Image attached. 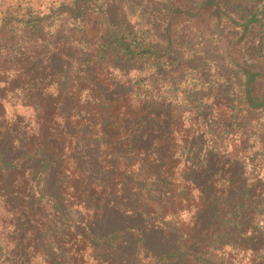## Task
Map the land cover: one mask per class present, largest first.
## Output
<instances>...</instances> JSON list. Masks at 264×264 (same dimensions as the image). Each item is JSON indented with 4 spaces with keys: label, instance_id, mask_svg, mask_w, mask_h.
Wrapping results in <instances>:
<instances>
[{
    "label": "rangeland",
    "instance_id": "374dc122",
    "mask_svg": "<svg viewBox=\"0 0 264 264\" xmlns=\"http://www.w3.org/2000/svg\"><path fill=\"white\" fill-rule=\"evenodd\" d=\"M76 1L0 0V114L12 128L0 139L4 157L14 160L29 149L25 132L39 128L38 113L16 82L23 54L36 43L23 32V17L42 19L57 75L50 87L58 99L57 127L69 123L64 151L56 149L51 170L40 175L41 159L25 160L11 176L15 186L32 180L43 191L40 214L54 236L67 238L71 228L52 222L48 196L61 195L70 206L68 224L96 220V227L139 228L153 247L143 249L139 261L136 241L128 236L108 248L86 247L87 264H151L155 251L186 245L210 252L219 264H264V109L246 108L245 78L236 65L264 73V0H87L76 17L60 10ZM252 17L257 23L237 43L243 31L236 23ZM115 34L133 48L145 38L163 54L155 63L99 59L98 49ZM93 86L115 100L113 107L135 105L136 117L128 113L121 136L109 140L100 122H91L84 106L101 102L90 94ZM165 107L179 116L172 177L163 174L171 147L156 119ZM74 183L82 185L83 201L73 199ZM221 186L224 192L212 191ZM4 206L0 201V243L16 230L10 244H26L21 235L34 224L13 222ZM57 259L63 261L61 253Z\"/></svg>",
    "mask_w": 264,
    "mask_h": 264
},
{
    "label": "trees",
    "instance_id": "16d2710c",
    "mask_svg": "<svg viewBox=\"0 0 264 264\" xmlns=\"http://www.w3.org/2000/svg\"><path fill=\"white\" fill-rule=\"evenodd\" d=\"M85 1L87 0H77L74 6H64L60 10L76 17L81 14V5ZM209 4L212 5L211 2ZM177 13H180V10H175V14ZM22 19L23 21L21 22H24L23 32L30 38H33L36 43L30 45L29 49L23 54L19 62L21 68L16 82L22 87L23 92H27L26 97H29L28 106L34 107L38 113L36 123L39 125V128L33 130V133L25 132L24 142L28 145L30 141L32 146L14 160H8L4 157L3 148L0 144V201L13 214V222L14 219L18 221L25 220L27 224L33 223L34 225H32L29 232H26V236L21 235L23 241H26V244L22 242L10 244V239L16 240L18 237L16 230L8 232L7 235L10 239L7 242L0 243V264H87L84 255L86 247V249L89 247L92 251L95 248H108L126 241L128 236H130L129 240L136 241V257L138 258L137 260L140 259L139 261H142L143 249L146 247L153 249L151 241L144 233V230L139 228L124 229L117 227L112 229L107 226L96 227L98 223L96 220H94L95 222L88 223L78 220L75 224H68L71 222V218L69 217L70 206L62 198L64 196L61 197V195H58V197L48 196L49 204L53 210L52 222L58 220V222H63L67 226H71V228L68 230L69 234L67 238L62 232L58 236H54L48 229L50 225L48 224L49 220L46 221V216L40 214V207L44 198L43 191L32 180L25 179L22 183L17 184L18 186H15L12 181V174L17 172L21 163L25 160L40 158L42 167L39 174L44 175L48 173L52 165H55L53 155L56 149H60L59 153L61 150L64 151L66 145L65 139L68 137V133L65 131L69 126L68 123V126L66 127L67 124L64 125L61 130L57 127L59 125L56 115L58 99H56L54 93L50 90V87L57 81V75L48 61L47 55L50 53L48 49L49 40H47L48 38L41 29L42 19L36 18L34 15H29ZM256 23L257 20L255 17L249 18L243 23H236L237 26L240 25L242 27L243 31L237 38V43H242L248 31ZM145 41V38H141L140 48H133L131 44L125 41V37L115 34L101 45L105 49L99 48L97 55L99 59L105 61L112 58L113 60L119 58L132 60L141 58L152 60L154 63L159 61L163 53L153 50L148 43H144ZM168 47L166 50L169 49ZM236 65L245 78L243 98L246 108L249 111L263 110L264 86H261V80L264 79V73L250 66L239 64V62H236ZM84 83H89L87 76L85 77ZM11 87L14 88L16 86L12 83ZM89 90L90 94H97L101 97V102L95 108L90 107L94 103L93 101H88L84 106L86 111L94 117V121L91 122L94 125L100 122L104 130L103 133L107 135L109 140L114 136H121V128L129 123V120L123 121L126 119L128 113H130L132 118L136 117L135 105L124 102L122 107L119 105L113 107L115 100L108 98L105 92H101L103 91L102 88L93 86ZM2 106H4V100L0 98V107L2 108ZM91 110L94 111V114H91ZM140 110L138 119L142 122L144 121L146 113L145 107L143 106ZM156 119L163 127L165 126V136H167L165 141L171 147L167 158H165L163 174L166 177H172L178 162L175 158V139L177 135L175 129L178 126L179 116H177L172 107H165L161 111V114L156 116ZM9 129H12L11 126L6 123L2 114H0V139L8 138L4 136ZM188 132L187 130L185 134H188ZM188 138L189 135L186 136L185 140ZM65 182L67 183V179L64 180V185ZM73 186L76 189V192L73 194V199H84V195L86 194L82 191V185L80 183H74ZM115 186L117 185L115 184ZM212 191L217 194V192H224L225 189L221 186ZM228 191L230 192V188ZM104 227L107 228L103 230V233H100V228ZM51 228L53 229V226ZM73 228L78 231H75ZM6 229H4V232ZM0 234H3V231ZM51 236L54 237L51 238ZM2 237L0 236V239ZM56 250L59 251V254L56 253ZM60 253L63 258L62 262L57 259ZM209 254L210 252H200L194 247L186 245L182 248H169L162 252L155 251L151 264H175L179 261L178 259H183L186 263L204 261L205 263L199 262L198 264H219V260ZM176 260L178 261L175 262Z\"/></svg>",
    "mask_w": 264,
    "mask_h": 264
}]
</instances>
